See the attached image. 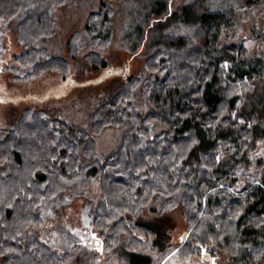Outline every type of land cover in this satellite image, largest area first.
Wrapping results in <instances>:
<instances>
[{"label":"trees","instance_id":"trees-1","mask_svg":"<svg viewBox=\"0 0 264 264\" xmlns=\"http://www.w3.org/2000/svg\"><path fill=\"white\" fill-rule=\"evenodd\" d=\"M69 1L0 0V74L23 84L53 74L74 84L73 63L50 45L55 11ZM207 1L99 0L69 37V58L107 70L118 36L140 54L138 71L121 74L85 125L44 106L51 90L29 95L32 104L0 124V264H97L103 252L117 264H160L173 250L216 264L212 247L233 264H264V58L246 43L264 42V0L221 11ZM10 32L21 51L8 62ZM8 101L0 95V107ZM108 129L120 140L101 155L98 138ZM90 183L98 189L90 243L58 250L30 236L44 227L48 204L87 197ZM177 209L185 229L173 244L167 213Z\"/></svg>","mask_w":264,"mask_h":264},{"label":"rangeland","instance_id":"rangeland-1","mask_svg":"<svg viewBox=\"0 0 264 264\" xmlns=\"http://www.w3.org/2000/svg\"><path fill=\"white\" fill-rule=\"evenodd\" d=\"M179 1V0H178ZM246 0H208L207 6L210 11H221L236 8L244 4ZM99 0H70L64 7L55 11L57 34L51 42V49L67 57L73 63L72 84L70 87L62 86L61 80L57 75L47 74L45 78L34 81L33 83L23 84L15 83L12 75L8 71L0 74V95L6 100H10L6 105L0 107V124L2 127L10 126L17 118L20 110L26 106L30 99L29 95H40L41 98L45 92L54 91L55 95L51 100H46L47 106L54 108L51 111L58 117L64 118L72 123L85 125L91 109L101 100L113 93L121 85V74L125 70L135 73L141 66L140 54L133 55L125 46H120V39L115 36L111 43V48L106 54V59L111 58L110 67L107 70L93 71L84 63L83 59L72 60L67 52V41L69 37L77 31H81L85 26L88 14L97 9ZM253 17L259 22L260 12H253ZM124 17H121V21ZM243 28L245 34L249 36V17ZM252 22V21H251ZM242 33V37L245 36ZM246 39L248 46L254 51L255 55L264 58V42L256 39ZM7 47L5 59L10 62L11 56L21 51V46L17 37L10 32L5 38ZM130 64V65H129ZM109 72V73H108ZM62 84V85H61ZM65 88V90H63ZM42 93V94H41ZM30 96V97H31ZM40 98V99H41ZM12 101V102H11ZM40 102V101H39ZM34 103V102H33ZM32 104V103H30ZM151 131L154 132L156 125H151ZM120 140V132L112 129L106 130L98 138V148L101 155H106ZM262 152L264 153V140L259 139ZM262 155V153H259ZM88 196L74 197L73 199L62 197L51 204H48L42 215L45 220L44 227L37 231L32 229L30 236L37 237L50 247L58 250H66L74 243L89 242L87 240L90 231L91 212L94 205L93 200L97 201L98 189L94 183L87 185ZM71 199V200H70ZM172 223L170 237L171 243L182 241V232L185 229V221L180 209L167 213ZM91 237V235L89 236ZM90 243V242H89ZM98 245L99 243L96 242ZM94 246V245H93ZM154 258H160L161 254L151 251ZM176 251L164 257L161 263L165 264H202L199 257H189L180 259L176 256ZM209 256L216 264H233L232 258L227 253H222L212 247ZM208 256V257H209ZM117 258L103 252L97 264H117ZM160 263V264H161ZM77 264V263H74Z\"/></svg>","mask_w":264,"mask_h":264}]
</instances>
